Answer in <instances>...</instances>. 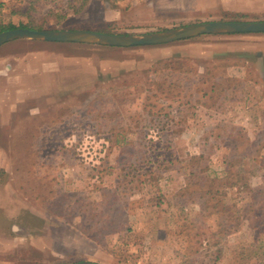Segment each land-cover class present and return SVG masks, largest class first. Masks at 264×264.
<instances>
[{
  "label": "rangeland",
  "instance_id": "rangeland-1",
  "mask_svg": "<svg viewBox=\"0 0 264 264\" xmlns=\"http://www.w3.org/2000/svg\"><path fill=\"white\" fill-rule=\"evenodd\" d=\"M80 4L0 0V24L141 35L264 20V0ZM220 34L219 50L193 45L209 34L0 46V264H264V132L231 151L213 131L216 110L249 104L215 97L245 87L263 115L264 85L243 49L254 33Z\"/></svg>",
  "mask_w": 264,
  "mask_h": 264
},
{
  "label": "water",
  "instance_id": "water-1",
  "mask_svg": "<svg viewBox=\"0 0 264 264\" xmlns=\"http://www.w3.org/2000/svg\"><path fill=\"white\" fill-rule=\"evenodd\" d=\"M264 33V20L226 21L213 20L193 23L164 31L141 35L108 33L93 30L57 29L39 30L19 27L0 32V46L17 39L41 40L62 43H86L113 47L156 46L197 37L203 34ZM46 264H105L92 260L55 262Z\"/></svg>",
  "mask_w": 264,
  "mask_h": 264
},
{
  "label": "crops",
  "instance_id": "crops-1",
  "mask_svg": "<svg viewBox=\"0 0 264 264\" xmlns=\"http://www.w3.org/2000/svg\"><path fill=\"white\" fill-rule=\"evenodd\" d=\"M250 35L251 36H245L244 40L247 41V44L243 49H245L244 51L248 55L252 56V54H254L256 56L257 61L254 63L256 73H255V75L252 74L254 77L252 79V82L254 85H256V87L258 84L263 89L262 85H264V34H260V33L255 34L254 33V34H250ZM222 37H224V38H222ZM225 37L226 36H223L221 34H215V35L209 34V36L204 37L202 39L200 38V40H197L196 41L197 43L195 42L196 44L194 43L193 45H197V47H199V48L201 47L204 50H208V49L210 50L212 48L214 50L215 49L219 50L220 49L219 42L222 39H226ZM214 44H215V46H214ZM251 64L252 63H249V62L246 64V69L249 71L253 70V68H254L253 66H250ZM244 88L238 87L235 89L236 93L242 92V94L244 93V96H224V97L217 96V97H215L216 100L217 99L229 100V98H230V101H233L232 98L234 97L235 100L239 101L240 103H242L244 100L243 98H245L246 100H248V103H249L248 106H246L245 104L243 105V103L240 106V109H242V108L246 109L244 114H241L238 117L237 116H229V117H227L226 120H222L221 118H219V115L221 114L220 111L219 112H217L218 110L215 111L216 114H218V115L215 116V114H214L215 122H214V127H213L214 129L213 128L212 129H213V131H219V133L224 134L225 146L227 148H229L231 151H232V149L237 150V149L243 147L245 144H247L246 142L253 141L256 139H257L258 143L263 141V142H261V144L264 147V140L259 141L260 128L264 132V126L262 125L263 122H261L262 118H264L263 117L264 114L262 115L261 112L257 111V109H256L257 108V105H256L257 101H256V103L251 102V100L256 97V94L252 95L250 93H253V92H249L250 90H248V89H247L248 92H246L244 90ZM245 94H248L247 97H245ZM237 97H238V99H237ZM248 97H250V98H248ZM262 97L263 96H259V98H262ZM235 108H237V107H235ZM220 125H224V126H220ZM251 134L252 135L257 134V135L254 138H252V137L249 138L248 135H251ZM263 147H262V149H263ZM228 157L232 158V156H228ZM233 157H235V155Z\"/></svg>",
  "mask_w": 264,
  "mask_h": 264
},
{
  "label": "trees",
  "instance_id": "trees-1",
  "mask_svg": "<svg viewBox=\"0 0 264 264\" xmlns=\"http://www.w3.org/2000/svg\"><path fill=\"white\" fill-rule=\"evenodd\" d=\"M89 1L90 0H81V4L78 7H75L74 6L75 12H79V11L83 10L88 5ZM236 16L244 17L245 15L244 14H241V15L240 14H236ZM19 27L32 28V29H40V30L43 29L42 27H38V28L32 27L29 24H23L22 23V24L16 25V24H13V23H9V24H0V32H2L4 30L19 28ZM162 45H166V44H162ZM156 46H160V45H156ZM135 47H141V46H135ZM144 47H147V46H144Z\"/></svg>",
  "mask_w": 264,
  "mask_h": 264
}]
</instances>
